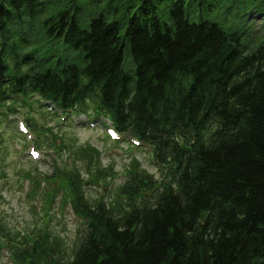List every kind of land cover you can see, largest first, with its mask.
I'll return each mask as SVG.
<instances>
[{
	"label": "trees",
	"instance_id": "obj_1",
	"mask_svg": "<svg viewBox=\"0 0 264 264\" xmlns=\"http://www.w3.org/2000/svg\"><path fill=\"white\" fill-rule=\"evenodd\" d=\"M10 102L106 118L169 178L131 174L120 217L72 188L73 256L44 233L23 264H264V0H0Z\"/></svg>",
	"mask_w": 264,
	"mask_h": 264
},
{
	"label": "rangeland",
	"instance_id": "obj_2",
	"mask_svg": "<svg viewBox=\"0 0 264 264\" xmlns=\"http://www.w3.org/2000/svg\"><path fill=\"white\" fill-rule=\"evenodd\" d=\"M11 106L16 113H7ZM20 106L0 107V264H16L21 247L44 233L56 254L73 256L82 232L66 201L74 187L121 216L128 205L120 187L131 174L146 172L158 185L169 180L148 147L110 135L111 127L100 121L90 123L85 115L59 119L49 107ZM152 193L143 192L139 202L149 203Z\"/></svg>",
	"mask_w": 264,
	"mask_h": 264
}]
</instances>
